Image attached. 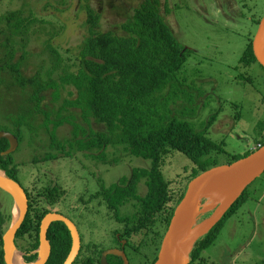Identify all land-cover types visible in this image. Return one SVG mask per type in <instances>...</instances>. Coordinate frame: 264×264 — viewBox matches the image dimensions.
Here are the masks:
<instances>
[{"label":"rangeland","instance_id":"obj_1","mask_svg":"<svg viewBox=\"0 0 264 264\" xmlns=\"http://www.w3.org/2000/svg\"><path fill=\"white\" fill-rule=\"evenodd\" d=\"M142 1L0 0V129L15 132L17 117L13 114L21 107L23 91L19 84L14 83L9 68L11 63L21 65L28 76L41 72L44 79L49 78L48 73L53 70L51 77L58 79L59 73L64 71L63 65L72 68L78 46L89 34L88 3L100 13L101 31L122 34L121 23ZM17 10L21 19H34L25 32L22 31L24 27L15 28L17 20L6 17ZM161 13L178 40L191 49L178 73V86L175 87L171 107L168 105V115L171 119L189 120L200 130L213 114L218 113L207 135L217 142L225 141V152L213 153V158L217 165L228 164L232 156L251 150L264 139V66L259 61L248 66L240 62L249 40L257 33L258 20L264 16V0H161ZM49 45L61 53L65 61L63 65L54 64ZM73 67L76 68V65ZM60 87L62 91L58 102L52 99V89L45 92L43 106L48 105L54 112L60 109L65 98L77 95L71 85ZM63 113L72 114L73 123L66 121L56 129L60 139L74 136V124L82 125L88 132L105 129L104 124L97 123L93 118L84 121L78 110L69 109ZM56 119L52 115V120ZM9 121L13 123L5 127V122ZM29 122L31 125L23 127L25 135L22 142L12 153L21 166L20 180L33 190V195L37 196L36 192L48 183L53 184L55 178L66 189L65 199L58 201L54 209L70 213L71 204L76 202L85 187L86 191L96 188L88 169L99 171L101 175L109 173L107 184H112L123 176L131 175L135 167L151 165L150 159L131 155L122 145L107 147L109 151L105 163H97L87 157V153L94 155L98 151L86 153L73 146L69 150V143L66 144V151L71 152L67 155L52 148L42 112L29 118ZM49 128H53L52 123ZM81 137L83 134H80ZM54 151L58 152V158L54 160L34 159ZM195 167L188 155L173 150L166 155L161 169L165 178L171 180L172 192L177 193L187 183ZM249 186L251 197L227 219L215 243L204 251L209 262L210 257L217 264H260L264 259V173ZM138 192L141 195L147 192L144 181L139 184ZM43 203L48 206L45 200ZM77 204L82 211L79 219L82 255H93L107 246L105 237L111 231L110 220L105 218L104 207L93 213L84 209L81 202ZM12 206L13 197L0 188V210L8 212L12 209L13 212ZM211 212L201 211L198 219L201 221ZM16 245L19 246V243ZM148 249L151 259L152 248ZM148 260L141 251L132 257L133 264H147Z\"/></svg>","mask_w":264,"mask_h":264},{"label":"trees","instance_id":"obj_2","mask_svg":"<svg viewBox=\"0 0 264 264\" xmlns=\"http://www.w3.org/2000/svg\"><path fill=\"white\" fill-rule=\"evenodd\" d=\"M86 9L89 34L78 46L72 68L63 65L65 61L61 53L49 45L54 64L61 63L64 66V71L59 73L58 79L51 77L53 70L48 73L50 77L44 79L41 72L28 76L18 63L9 65L14 83L19 84L23 91L20 111L13 114L17 117L14 122V134L19 138V142H22L25 135L23 127L31 125L29 118L42 112L53 149L70 155L71 151H66V144L69 143V150L73 146L85 152L99 151L100 154L92 156L102 158L105 145L106 147L122 145L131 155L150 159V167L133 168L131 175L121 177L109 187L105 186L104 191L108 193L114 207L137 200L142 206L140 210L142 214L156 216L162 214L166 208L170 209L167 217L169 220L184 197L188 183L203 171L217 166L213 153L225 152V141L217 142L207 135L218 113L213 114L200 130L189 120L169 117L167 109L168 105L171 107V100L175 97L177 76L185 65L191 49L178 40L164 18L161 13V0H143L121 23L122 34L101 31L99 11L90 3L86 5ZM6 17L17 20L15 28L24 27L23 32L28 30L34 21L32 18L21 19L18 10L8 13ZM261 19L258 20V24ZM253 39L249 40L240 59L245 66L258 61L253 49ZM73 65H76V68ZM65 85H71L76 89V97L65 98L56 112L48 105L43 106L46 90L52 89V99L58 102L62 91L60 86ZM29 87L31 90H27ZM69 109L78 110L84 121L95 119L97 123L104 124L105 129H91L88 132L82 125L74 124L75 134L71 139L58 138L56 129L66 121L73 123L72 114L63 113ZM52 115L56 116L55 121L52 120ZM12 123L5 122V127ZM50 123L53 124L52 129L49 128ZM80 134H83V137L79 138ZM257 143L264 145V139ZM9 147V139L0 138V169L20 183L27 192L29 188L19 177L20 163L15 159L14 153H5ZM173 150L185 153L197 166L190 173L187 183L177 193L172 192L171 180L165 178L161 169L166 155ZM255 150H247L243 154L232 156L230 163L250 155ZM54 152L34 159L45 162L54 160L58 158V152ZM142 181L147 186V192L143 195L138 192ZM56 186L58 185L44 186L36 192L37 196L33 195L38 198L39 204L36 203L34 213L28 212L17 232L16 243L20 242L18 246L20 250L27 252L40 246L39 232L43 217L41 208L46 206L42 198H50L49 201L52 203L57 202L60 194L59 187ZM249 187L223 218L194 244L190 253L192 262L200 258L204 251L215 243L227 219L236 214L251 197ZM45 203L47 204L46 201ZM12 221V209L8 212L0 210V264H6L3 236ZM48 237L52 250L46 264H63L72 245L69 229L64 222L56 220L48 230ZM36 256L26 255L24 258L27 262H33ZM260 264H264V259Z\"/></svg>","mask_w":264,"mask_h":264},{"label":"water","instance_id":"obj_3","mask_svg":"<svg viewBox=\"0 0 264 264\" xmlns=\"http://www.w3.org/2000/svg\"><path fill=\"white\" fill-rule=\"evenodd\" d=\"M253 49L257 60L264 66V16L253 39ZM2 137H7L10 141V147L5 153L15 152L20 143L19 138L12 132L0 130V138ZM1 171L4 174L0 173V188L13 197V214L15 209H18V214L13 218L10 227L3 236L4 259L6 264H16L13 259V252L19 250L16 245V235L28 214L29 198L20 183L9 177L4 170ZM263 173L264 145H261L246 157L232 163L214 166L194 177L188 183L184 197L175 208L169 229L162 242L159 257L154 264H188L194 244L223 218L246 188ZM220 188L228 189V196L210 216L198 222L203 197L207 192ZM56 220H62L67 224L73 239L71 251L63 264H73L78 256L82 240L77 226L65 215L51 212L41 222L38 258L33 262H28L29 264H46L48 261L51 255L48 230L52 222ZM107 255L108 252L103 255V264H109ZM124 257L127 261L125 253Z\"/></svg>","mask_w":264,"mask_h":264},{"label":"flooded vegetation","instance_id":"obj_4","mask_svg":"<svg viewBox=\"0 0 264 264\" xmlns=\"http://www.w3.org/2000/svg\"><path fill=\"white\" fill-rule=\"evenodd\" d=\"M104 147H105L104 156L102 158L94 157L92 156V154H88L86 152L88 155L87 157L96 160L97 163H105L109 148H107L108 146L106 147V145ZM100 153L101 152L98 151L97 155ZM88 171H89L91 179L95 181L96 188L90 191H86V187H85L84 192L80 195V197L76 200V202L71 204L72 209L70 213H66V211H64L63 209L53 208L58 203V201L60 202L61 200L65 199L64 195L66 193V189L62 186V184L59 183L57 178H55L56 181L53 182V184L48 183L45 186L58 185L56 187H59L60 199L57 202L52 203L49 201L50 198H46V197L42 198L48 204V206L47 205L42 206L41 208V214H43L42 219L48 213H51V212L60 213V214L65 215L69 219H71V221H73L74 224L78 228V231L81 235L82 246L73 264H103V255L105 252H108L107 262L109 264H133L132 257L137 255L140 251H141V254H143V256H146V260L149 259L147 261V264H154L159 257L163 239L169 229L174 213L169 218V220L167 217L169 215L168 211H170V209L168 210L167 208L164 210L162 214H157L156 216L142 214L140 213L142 206L140 203H138L137 200L129 201L123 205H120L119 207H114L113 204H111L110 202L108 193L104 191L105 186H108V187L110 186V184H107V178H109V173L107 175H101V173L96 170L92 171L88 169ZM27 195L29 198L28 212L31 211L32 213H34L35 212L34 210H36L35 205L38 202V198L33 196L32 189L27 190ZM77 202H81L84 209L91 210V212L93 213L98 212L101 207H104L105 209L104 211L106 214L105 218H108L110 220L109 227L111 228V231L105 237L107 246L103 247L99 252L94 253L93 255H85V256L82 255L83 239H82V233L80 232V227H79V219H80V215L82 211L79 210V204H77ZM90 206L95 207V208L91 209ZM42 219H41V222H42ZM198 222H200V219ZM65 225L68 228L67 224ZM40 230H41V225H40ZM88 230L90 231V229ZM69 233L71 234L70 230H69ZM39 238H40V232H39ZM48 240L51 243V240L49 237H48ZM17 243H20V242L17 241ZM72 244H73V239H72ZM71 248H72V245H71ZM148 248H152V258L151 259L148 257V254H147L149 250ZM38 250H39V247L37 249H33L27 252L24 251L22 253H24L25 256L26 255L28 256L37 255L35 258L36 260L39 255ZM51 250H52V244H51ZM124 253L127 257V261L124 257ZM204 253L200 258H198L194 262H192L190 258L188 264H217L215 260L211 257H210V262H209V259H207V256H205Z\"/></svg>","mask_w":264,"mask_h":264},{"label":"bare ground","instance_id":"obj_5","mask_svg":"<svg viewBox=\"0 0 264 264\" xmlns=\"http://www.w3.org/2000/svg\"><path fill=\"white\" fill-rule=\"evenodd\" d=\"M0 173L4 174L1 170ZM228 194H229V190L223 188L207 192L201 202V211H203L204 213L208 211L211 212V209L213 208L215 209L216 207H218L219 204L228 196ZM17 212L18 209L16 208L15 209L16 215L18 214ZM211 213L209 214V216L211 215ZM23 255L24 254L22 253V251L18 249L13 252V259L16 264H28L27 262L24 261Z\"/></svg>","mask_w":264,"mask_h":264},{"label":"built area","instance_id":"obj_6","mask_svg":"<svg viewBox=\"0 0 264 264\" xmlns=\"http://www.w3.org/2000/svg\"><path fill=\"white\" fill-rule=\"evenodd\" d=\"M261 145H262L261 143L255 144V145L253 146L252 149H257V148H259Z\"/></svg>","mask_w":264,"mask_h":264}]
</instances>
